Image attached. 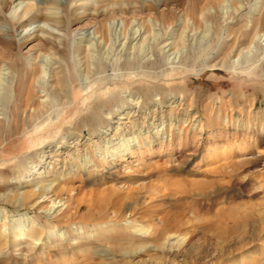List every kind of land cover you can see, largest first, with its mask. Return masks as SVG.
I'll list each match as a JSON object with an SVG mask.
<instances>
[{"label":"rangeland","instance_id":"374dc122","mask_svg":"<svg viewBox=\"0 0 264 264\" xmlns=\"http://www.w3.org/2000/svg\"><path fill=\"white\" fill-rule=\"evenodd\" d=\"M0 232V264H264V0H0Z\"/></svg>","mask_w":264,"mask_h":264},{"label":"bare ground","instance_id":"6f19581e","mask_svg":"<svg viewBox=\"0 0 264 264\" xmlns=\"http://www.w3.org/2000/svg\"><path fill=\"white\" fill-rule=\"evenodd\" d=\"M7 6V5H6ZM32 10V7L31 6H28L27 8H26V10H25V13H26V15H28L29 13H30V11ZM29 21V20H28ZM46 43L47 44H50L48 41H46ZM53 43V42H52ZM11 43H6V45H10ZM58 48V47H57ZM24 77V76H23ZM21 82H24V84H27L26 82H27V80H25V78L23 79V81H21ZM31 108V107H30ZM133 147V149L132 148H130V147H127L126 149H127V151L130 153L132 150H134V146H132ZM126 149L124 150V151H126ZM134 154V153H133ZM52 193V192H51ZM35 195V193H31V194H28V195H26V196H24V198H22L23 200H31L32 198H34L33 196ZM42 196H43V193L41 194ZM54 195H56V194H54ZM46 196H48V194L46 195ZM28 203V202H27ZM23 228H22V225L18 228V230H19V232H21V230H22ZM0 234H2L1 232H0ZM4 235V234H3ZM7 237V236H6Z\"/></svg>","mask_w":264,"mask_h":264}]
</instances>
